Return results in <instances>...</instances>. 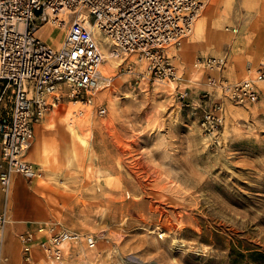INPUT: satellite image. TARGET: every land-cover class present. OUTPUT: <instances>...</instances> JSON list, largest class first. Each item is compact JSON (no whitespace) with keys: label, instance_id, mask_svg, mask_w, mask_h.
<instances>
[{"label":"rangeland","instance_id":"1","mask_svg":"<svg viewBox=\"0 0 264 264\" xmlns=\"http://www.w3.org/2000/svg\"><path fill=\"white\" fill-rule=\"evenodd\" d=\"M63 37L45 35L53 46ZM195 48L224 57L223 69L198 65ZM167 52L178 82L154 81L136 55L111 58L93 106L64 100L42 120L25 159L56 207L49 224L97 243L71 244L54 263L35 247L38 264H264V0H204L192 33ZM210 77L253 80L258 100L233 104ZM178 87L190 107L180 106ZM217 101L225 119L208 137L200 119ZM16 242L20 256L11 242L10 260L2 240V264H24Z\"/></svg>","mask_w":264,"mask_h":264},{"label":"built area","instance_id":"2","mask_svg":"<svg viewBox=\"0 0 264 264\" xmlns=\"http://www.w3.org/2000/svg\"><path fill=\"white\" fill-rule=\"evenodd\" d=\"M203 7L204 0H0V82L6 83L0 103L5 99L9 103L8 108L0 104V190L5 202L0 244L9 223L12 177L18 174L31 182L41 176L39 167L25 159L35 126L64 100L93 104L95 92L109 81L99 71L106 61L103 44L112 59L124 57V61L136 55L145 60L146 72L154 81L178 82L167 48L180 46L192 33ZM47 25L64 32L58 46L39 36ZM197 64L220 71L225 58H201ZM258 78H264V69L258 71ZM209 82L220 84L224 99L233 104L258 100L253 80L227 84L210 77ZM176 95L181 107L191 106L187 88L178 87ZM105 112V107L97 108L99 116ZM202 112L201 131L215 137L225 119L223 101L212 102ZM18 240L24 264H38L35 247L54 263L71 244L93 249L97 243L94 235L55 229L51 224L20 234ZM6 260L0 253V264Z\"/></svg>","mask_w":264,"mask_h":264},{"label":"crops","instance_id":"3","mask_svg":"<svg viewBox=\"0 0 264 264\" xmlns=\"http://www.w3.org/2000/svg\"><path fill=\"white\" fill-rule=\"evenodd\" d=\"M45 35L41 36L42 39L47 44L53 46L50 42L47 41ZM190 43L194 44L193 41H190ZM203 53L204 52L202 51L199 52L198 49L195 48L194 55L197 56L196 57L197 59L205 58L202 56ZM206 57H214V56L206 55ZM41 124H43V121L42 123L36 125L34 128L35 137L37 136L39 137L41 135V130H40ZM37 127L39 128L37 129ZM0 157H1V146H0ZM37 181L38 179L29 182L22 176H18V175H14L12 177L10 194L7 200L9 223L6 225L4 230L3 246H2V252L5 255H7L10 260H11V242L13 244V249H15L13 250L14 255L20 256V250H19L20 248L17 243L18 241L16 242L18 236L27 231L36 230L38 226L49 224L53 219L54 216L53 209L56 207L53 204H50V202L43 196V194H46L47 191H44L43 187H40ZM4 206H5L4 195L0 190V212L3 210Z\"/></svg>","mask_w":264,"mask_h":264},{"label":"bare ground","instance_id":"4","mask_svg":"<svg viewBox=\"0 0 264 264\" xmlns=\"http://www.w3.org/2000/svg\"><path fill=\"white\" fill-rule=\"evenodd\" d=\"M209 9H211V8H209ZM45 28V27H44ZM42 29L41 31H39L38 33H39V36L41 37V36H43V35H45V34H48V33H50V32H52L53 30H52V27H48V28H45V29ZM49 38H51V37H49ZM48 38V39H49ZM104 40V42H107L108 40L107 39H103ZM102 51H103V55H104V58H105V60L106 61H109V63H111V62H113V60L111 59V56H110V51H109V49L108 48H106V46L103 44V46H102ZM105 61V62H106ZM121 62V61H120ZM116 63V62H115ZM114 63V64H115ZM108 67H110V65H108V64H102L100 67H99V71L101 72V74L103 75V76H105L106 75V73H107V71H108ZM108 76V75H107ZM262 81H264V80H262ZM168 83V82H167ZM162 84H164V83H162ZM168 85H170V84H168ZM167 86V85H166ZM164 87V86H163ZM174 88V87H173ZM74 103V102H73ZM77 104H78V102H77ZM82 105H84V104H82ZM93 106V105H92ZM65 111V110H64ZM56 112V111H55ZM73 112V111H72ZM69 113V112H68ZM81 113V112H80ZM80 113H78V114H80ZM84 116H83V118L81 119V120H83V121H87L88 120V114H83ZM60 118H61V116H60ZM71 119V118H70ZM80 120V121H81ZM73 121V120H72ZM51 126V125H50ZM86 146H87V144H86ZM62 149V148H61ZM37 151V150H36ZM43 155V154H42ZM40 156V155H39ZM69 158V157H68ZM39 160V159H38ZM37 160V161H38ZM70 160V159H69ZM30 162V161H29ZM43 162V161H42ZM182 244V243H181Z\"/></svg>","mask_w":264,"mask_h":264}]
</instances>
